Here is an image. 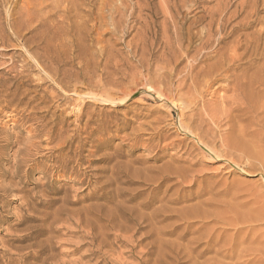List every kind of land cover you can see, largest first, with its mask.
I'll return each instance as SVG.
<instances>
[{"label": "rangeland", "instance_id": "rangeland-1", "mask_svg": "<svg viewBox=\"0 0 264 264\" xmlns=\"http://www.w3.org/2000/svg\"><path fill=\"white\" fill-rule=\"evenodd\" d=\"M35 1L0 0V264H264V250L248 251L246 227L239 235L200 218L214 208L199 203L207 194L190 192L233 174L183 127L204 110H215L214 118L229 111L234 75L262 64L246 45L262 26L264 0ZM170 168L184 170L183 181ZM235 176L259 182L258 175ZM141 203L158 215L125 223L127 207ZM221 235L245 244L223 257Z\"/></svg>", "mask_w": 264, "mask_h": 264}, {"label": "bare ground", "instance_id": "bare-ground-1", "mask_svg": "<svg viewBox=\"0 0 264 264\" xmlns=\"http://www.w3.org/2000/svg\"><path fill=\"white\" fill-rule=\"evenodd\" d=\"M32 1H35V0H32ZM41 1H43V0H41ZM40 1V2H41ZM45 1V0H44ZM51 1H53V0H51ZM51 1H49V2H51ZM74 1V0H73ZM78 1L79 0H77V3H78ZM89 2H90V0H88ZM256 1V0H255ZM38 1H35V3H37ZM60 2V1H59ZM103 2V1H102ZM138 2H140V1H138ZM144 2V1H143ZM241 2H243V1H241ZM29 3H30V1H29ZM32 3V2H31ZM41 3H44V2H41ZM62 3V2H61ZM68 3H69V1H68ZM76 3V4H77ZM87 3V2H86ZM97 3V2H96ZM104 3V2H103ZM145 3V2H144ZM170 3V2H169ZM40 4V3H39ZM75 4V5H76ZM81 4V3H80ZM79 4V5H80ZM93 4V3H92ZM100 4V3H99ZM102 4V3H101ZM135 4V3H134ZM49 5V4H48ZM55 5V4H54ZM57 5V4H56ZM71 5V4H70ZM69 5V6H70ZM72 5H74V4H72ZM83 5V4H82ZM94 6H95V4H93ZM24 6H25V4H24ZM23 6V7H24ZM32 6V5H31ZM36 6V5H35ZM38 6V5H37ZM37 6H36V8H37ZM47 5H45L44 7H46ZM65 6V5H64ZM63 6V7H64ZM101 6H104V5H101ZM145 6V8H147L148 7V5H147V7H146V4L144 5ZM14 7H15V5H14ZM30 6H28V8H29ZM33 7V6H32ZM38 7H40V6H38ZM56 7H58V5L56 6ZM62 7V8H63ZM77 7V6H76ZM93 7V6H92ZM135 7V6H134ZM26 8V7H25ZM35 8V7H34ZM33 8V9H34ZM54 8V7H53ZM71 8V7H70ZM70 8H68V10L70 9ZM74 8V7H73ZM100 8V7H99ZM105 8V7H104ZM120 8V7H119ZM13 9V8H12ZM22 9V8H21ZM27 9V8H26ZM25 9V10H26ZM30 9V8H29ZM28 9V10H29ZM55 9V8H54ZM75 9V8H74ZM102 9V8H101ZM132 9H133V7H132ZM135 9V8H134ZM149 9V8H148ZM152 9V8H151ZM11 10V9H10ZM23 10H24V8H23ZM41 10H43V9H41ZM58 10H60L59 8H58ZM57 10V11H58ZM65 10V9H64ZM76 10H78V9H76ZM89 10V9H88ZM92 10V9H91ZM90 10V11H91ZM98 10V9H97ZM144 10V9H143ZM150 10V9H149ZM252 10H253V8H252ZM12 11V10H11ZM31 11V10H30ZM38 10H36L35 12H37ZM55 11V10H54ZM62 11H63V9H62ZM99 11V10H98ZM97 11V12H98ZM153 11V10H152ZM151 11V12H152ZM251 11V10H250ZM18 12H20L21 13V11H18ZM40 12V11H39ZM65 13H66V10L64 11ZM71 12H75V10L74 11H71ZM143 12H146V11H143ZM59 13V12H58ZM70 13V12H69ZM164 13V12H163ZM26 14V13H25ZM64 14V13H63ZM97 14V16L99 15L98 13H96ZM100 14H102L101 13V11H100ZM134 14V13H133ZM147 14V13H146ZM145 14V15H146ZM167 14V13H166ZM251 14H256V9L254 8V10L251 12ZM13 15V14H12ZM23 15V14H22ZM41 15H43V14H40L39 16L41 17ZM87 15H89V11H87ZM86 15V16H87ZM151 15V14H150ZM10 16V15H9ZM20 16V15H19ZM72 16V15H71ZM83 16V15H82ZM102 16H105V15H102ZM102 16H98V17H102ZM169 16V15H168ZM256 16V15H255ZM11 17V16H10ZM49 17V16H48ZM61 17V16H60ZM65 17V16H64ZM78 17V16H77ZM88 17V16H87ZM142 17H143V15H142ZM150 17V16H149ZM21 17H19V19H20ZM26 18L27 19H30L31 17H30V15H29V12H27V14H26ZM33 18V17H32ZM37 18H38V16H37ZM45 18V17H44ZM51 18V17H50ZM59 18V17H58ZM83 18V17H82ZM90 18V17H89ZM93 18H95V17H93ZM105 18V20H106V17H104ZM103 18V19H104ZM139 18V17H138ZM144 19L146 18V17H143ZM17 19H18V16H17ZM21 19H23V17L21 18ZM65 19H67V18H65ZM64 19V21H66ZM85 19V18H84ZM96 19V18H95ZM98 19H101V18H97V20ZM148 19V18H147ZM260 18H256V19H254V20H252L250 23H249V26L252 24V23H256L258 20H259ZM34 20V19H33ZM39 20V19H38ZM37 20V21H38ZM42 20V19H41ZM40 20V21H41ZM48 20V19H47ZM71 20V19H70ZM80 20V19H79ZM83 20V19H82ZM82 20H80V21H82ZM91 20V19H90ZM146 20V19H145ZM145 20L143 21V22H145ZM44 21V20H43ZM62 21H63V19H62ZM73 21V20H72ZM104 21V20H103ZM152 21V20H151ZM172 21V20H171ZM32 22V21H31ZM48 22H50L49 20L47 21V23ZM53 22H55V21H51V23L50 24H54ZM78 22V21H77ZM88 22H89V20H88ZM94 22V21H93ZM106 22V21H105ZM148 22V21H147ZM259 22H261L262 23V26L258 29V30H256L255 31V33H258L257 34V37H254L253 36V34H252V36H253V38H251V41H250V43L249 44H247L246 45V49L247 50H249L250 51V53L254 56H259V59H262L263 60V62H262V64L260 65V67H258L257 68V70H255V68H253L255 71H253V72H249V73H247V69L245 68V69H242L241 71L242 72H240L239 74H236V75H234V78H232L233 80L232 81H234V83L232 84V85H234V88H235V93H233V94H235V95H233L232 96V100H233V98H235L234 100V102L231 100V102L234 104L233 105V107H231L230 106V100H229V103H228V105H229V107H231L230 108V110L229 111H224V114H221L222 115V118L220 119V118H218L219 116L221 117V115H219V116H215V118L214 117H212V116H210L211 115V113H213L214 114V111H210V112H205V110H204V112H202V115H203V117H207V119L209 120V122H210V124H209V122H208V124H207V122H206V124H207V128L206 129H204V127H203V124L205 123V121H204V118L202 117V115H201V120H199L198 121V123L197 124H193V122H191V121H189L188 122V125H187V123H186V125H183V127H184V131L185 130H187V132L188 133H191V135H192V137H194V139H196V143L198 144V146L201 148V149H204V152H206L207 151V153L208 154H213V153H216L217 155H218V157L219 156H223L224 158H225V160H226V163H227V165H226V167L229 169V171L230 172H232V174H233V176L231 177V179L230 180H226V178H225V180H223V181H221V183L220 184H218V185H216L217 183H219V182H217V183H213V185H211V182H210V185H208V186H206V187H201L199 184V186L201 187V188H199L198 187V190H197V192L195 191L194 193H192V192H190V196L192 197H194V196H196V197H198V198H200V196L201 195H204L205 196V194H207L208 196L207 197H205L204 199H202L201 201H199V203L200 204H205V205H209L210 206V204H211V206H213V208L215 209V211H213L214 209H212V211H211V209L209 210L210 212H202V214L201 213H199V214H201V216H200V218H202V219H204V218H212V219H210V220H212V221H215L216 223L219 221V222H221L222 223V225H227V226H231V227H233V229H234V231L235 232H233L234 234L235 233H237V234H239V233H243V231H245L246 232V234H244L243 233V235H246V237H247V234L249 233L250 234V237L249 238H246L245 237V240L247 239L248 241H246V242H248L247 243V246L249 245L250 246V248L251 249H249L248 251L249 252H251V251H257V252H254V254L255 253H260V252H262V250H264L261 246H264L263 245V241H262V238H263V233H256V231H257V229L256 228H260V227H262V225L264 224V18H262ZM24 23H25V21H21L20 22V24L21 25H19V26H23V27H25V25H24ZM41 23V22H40ZM38 24V25H36L35 27H34V29H37V26L39 27V25H41V24ZM44 23H45V21H44ZM43 23V24H44ZM64 23V22H63ZM70 23H72V22H70ZM82 23H84V21H82ZM96 23V22H95ZM94 23V24H95ZM164 23V22H163ZM80 24H81V22H80ZM102 24V20H101V23H100V25ZM108 24V23H107ZM106 24V25H107ZM113 24V23H112ZM117 23H115V25H116ZM145 24V23H144ZM148 24V23H147ZM31 25V24H30ZM48 25V24H47ZM65 25V24H64ZM63 25V26H64ZM67 25V24H66ZM88 25V24H87ZM90 25H91V23H90ZM175 25V24H174ZM27 26V25H26ZM33 26V25H32ZM42 26V25H41ZM62 26V25H61ZM99 26V25H98ZM117 26V25H116ZM177 26V25H176ZM30 27V26H29ZM28 27V28H29ZM45 26H43V28H44ZM56 27V26H55ZM58 27V26H57ZM69 27V26H68ZM72 27V26H71ZM77 27V26H76ZM87 27H89V28H92V27H90V26H87ZM96 27V26H95ZM65 28V27H64ZM63 28V29H64ZM89 28L87 29V31H89ZM101 28V26H99V28H98V30ZM25 29H27V28H25ZM30 30H31V28H29ZM28 29V30H29ZM39 29V28H38ZM51 29V28H50ZM55 29V28H54ZM54 29H53V32H54ZM69 29H71V28H69ZM77 29V28H76ZM95 29V28H94ZM113 29V28H112ZM178 29V31H179V28H177ZM19 30V29H18ZM18 30H13V31H18ZM56 30V29H55ZM61 30V29H60ZM59 30V31H60ZM65 30V29H64ZM64 30H63V32H64ZM81 30V29H80ZM83 31H85L84 29H82ZM96 30V29H95ZM94 30V31H95ZM181 30V29H180ZM33 31V30H32ZM42 32H43V30H41ZM45 31V30H44ZM46 31H47V29H46ZM50 31V30H49ZM57 31V30H56ZM70 30H68V32H69ZM73 33L75 32V31H73V30H71ZM87 31H86V33H87ZM19 32V31H18ZM36 31H34V33H35ZM68 32H67V36H68ZM81 32L82 31H80L79 33L81 34ZM90 32H92V30L90 31ZM106 32V31H105ZM33 33V32H32ZM37 33V32H36ZM47 33V32H46ZM55 33H57V32H55ZM55 33H51V34H55ZM61 33V32H60ZM100 33V32H99ZM64 34V33H63ZM62 34V35H63ZM31 35V34H30ZM48 35H50V34H48ZM250 35V34H249ZM255 35V34H254ZM262 35H263V37H262ZM17 36H19V35H17ZM35 36H39L38 35V33H37V35H35ZM42 36V35H41ZM41 36H39V37H41ZM58 36H60V35H57V37ZM64 36V35H63ZM70 36V35H69ZM82 36H84L83 34H82ZM87 36V35H86ZM183 36V35H182ZM256 36V35H255ZM33 37V36H32ZM56 37V36H55ZM54 38V37H53ZM77 38V37H76ZM83 38V37H82ZM82 38H80V39H82ZM42 39V38H41ZM43 39H44V37H43ZM46 39H48V38H46ZM66 39V37L64 38V40ZM80 39H78V41L80 40ZM176 39V38H175ZM261 39H262V41H261ZM49 40V39H48ZM48 40H46V41H48ZM69 40V39H68ZM21 41H23L24 43L25 42H27V40H21ZM43 41V40H42ZM45 41V42H46ZM51 41H53V40H51ZM71 41V40H70ZM44 42V41H43ZM42 42V43H43ZM249 42V41H248ZM48 43H50V41H48ZM76 43V42H75ZM51 44V43H50ZM49 44V45H50ZM45 45V44H44ZM68 45V44H67ZM66 45V46H67ZM77 45V44H76ZM75 45V46H76ZM23 46H25V45H23ZM43 46V45H42ZM44 47V46H43ZM75 48V47H74ZM73 49V48H72ZM78 49V48H77ZM48 50H50L49 48H48ZM69 50V49H68ZM72 51V50H71ZM74 51V50H73ZM70 52V51H69ZM48 54H49V51H48ZM30 55V54H29ZM73 55V54H72ZM73 57V56H72ZM250 64L251 63H249L248 62V66L250 67ZM252 67V66H251ZM227 68V67H226ZM237 73V72H236ZM195 75V74H194ZM193 75V76H194ZM209 74H207V75H205V76H208ZM188 76H190V75H188ZM187 75H186V77H188ZM226 76V75H225ZM233 76V75H232ZM231 76V77H232ZM195 77V76H194ZM211 77V75H209V77H208V79ZM197 79V78H196ZM196 79H193V80H196ZM216 79V78H215ZM210 80V79H209ZM206 81V80H205ZM208 81V80H207ZM206 81V82H207ZM205 83V82H204ZM232 83V82H231ZM230 83V84H231ZM208 84L206 83V86H207ZM231 86V85H230ZM232 87V86H231ZM233 88V87H232ZM228 89V88H227ZM232 91H234V90H232ZM199 92H201L200 90H199ZM161 93V92H160ZM159 93V94H160ZM199 95H200V93H198ZM130 95H128V97H129ZM201 96V95H200ZM235 96V97H234ZM92 97V96H91ZM97 97V96H96ZM97 99H99V98H97ZM100 99H101V97H100ZM122 99V98H121ZM192 99H195V98H192ZM198 99H199V97H198ZM103 100V99H102ZM104 100H106V98L104 99ZM121 101V100H120ZM192 101V100H191ZM195 100H193V102H194ZM198 101V100H197ZM204 102V101H203ZM202 102V103H203ZM194 104V103H193ZM175 107V106H174ZM205 107H208L207 105L205 106ZM202 108V107H201ZM223 110V109H222ZM228 110V109H227ZM203 111V110H202ZM208 111V110H207ZM223 113V112H222ZM180 114H182L183 115V113H180ZM212 114V115H213ZM181 115V116H182ZM205 120H206V118H205ZM201 121V122H200ZM203 121H204V123H203ZM199 122H200V124H199ZM86 123V122H85ZM182 126V125H181ZM222 126H225L224 128H222ZM222 128V129H221ZM183 129V128H182ZM60 135V134H59ZM70 136V135H69ZM68 137V136H67ZM61 140H62V138H61ZM62 145V144H61ZM202 151V150H201ZM212 151V152H211ZM222 157V158H223ZM114 166V165H113ZM172 167V166H171ZM168 168V167H167ZM187 168V167H186ZM169 169V168H168ZM168 169H167V172H169V174L170 173H172V174H175L176 175V173L175 172H178L177 170H179V167H177V170H176V168H170L171 170H169L168 171ZM182 169V168H181ZM180 169V170H181ZM161 171H162V169H161ZM164 171H166V170H164ZM182 172H184V170H181ZM178 172L177 174V177H175V178H177L178 180H179V178H180V180L181 181H183V179H184V177H185V175L182 173V172ZM187 171V170H186ZM138 172V171H137ZM226 172V171H225ZM115 173H117L116 171H115ZM134 173H136L135 171H134ZM133 173V174H134ZM185 173V172H184ZM236 173H239V174H244V175H248V176H251V174H253V175H258V177H259V182H254V183H250L249 185H245L244 184V182L242 181H240V180H242L241 178L239 179L237 176H235V174ZM113 174V173H112ZM132 174V175H133ZM165 174V173H164ZM168 174V173H167ZM114 175V174H113ZM113 175H111L112 177H110L109 179L110 180H114V179H111V178H113ZM134 175H136V174H134ZM139 175V174H138ZM137 175V176H138ZM158 175V174H157ZM160 175V174H159ZM187 175V174H186ZM172 176V175H171ZM114 177H115V175H114ZM161 177V179H163V178H168V176H164V177H162V175L160 176ZM190 177H193V183H194V180H195V178H194V176H190ZM197 177V176H196ZM154 178H156V177H154ZM220 179H221V177H220ZM170 180V179H169ZM176 180V179H175ZM187 180V179H186ZM218 180V179H217ZM222 180V179H221ZM257 180V181H258ZM189 183H190V181L191 180H187ZM181 184V183H180ZM178 188V190H179V187H177ZM166 190V189H165ZM116 193H120V192H116ZM177 194V193H176ZM121 196V195H120ZM175 196V195H174ZM189 196V197H190ZM223 197V199H220V201H219V199H216V197ZM58 200V199H57ZM119 201V200H118ZM124 201V200H123ZM121 201H119V203H120ZM198 202V201H197ZM62 203V202H61ZM126 203V202H125ZM198 203V204H199ZM63 204V203H62ZM121 204V203H120ZM125 205V204H124ZM164 205V204H163ZM196 205V204H195ZM121 206V205H120ZM143 206H144V203H141V204H139L137 207H130V208H128L127 207V210H126V212H128L129 214H126V217H125V219H124V222L125 223H127V222H131L132 220H135V221H137V220H143V221H148V220H151V219H153V218H155L154 216H156V211H157V207H156V209H154V210H152V212H150L149 214H146V213H144L143 211H142V208H143ZM208 206V207H209ZM191 207H193V206H191ZM61 208V207H60ZM124 208V207H123ZM126 208V207H125ZM182 208V207H181ZM207 208V207H206ZM97 209V208H96ZM120 209H122V207L120 208ZM161 209V208H160ZM202 209V208H201ZM59 210V209H58ZM57 210V211H58ZM76 210V209H75ZM115 210H116V216L119 218V217H121L122 218V216H123V211L121 210H119L118 209V206H117V209L115 208ZM124 210V209H123ZM162 210V209H161ZM164 211H165V209H163ZM173 210V209H172ZM176 210H178V209H175V211ZM195 210H196V208H195ZM92 211V210H91ZM109 211V210H108ZM113 211V210H112ZM168 211V210H167ZM170 211V210H169ZM168 211V212H169ZM192 211V210H191ZM190 211V212H191ZM197 211V210H196ZM205 211H207V209H205ZM77 212V211H76ZM100 212V211H99ZM115 212V211H114ZM120 212V214H118ZM179 212V214H180V211H178ZM55 213V212H54ZM79 213V212H78ZM81 213V212H80ZM171 213V212H170ZM173 213V212H172ZM194 213V212H193ZM77 214V213H76ZM109 214V213H108ZM122 214V215H121ZM133 214H135L134 216H133ZM164 214V213H163ZM189 214V213H188ZM110 215V214H109ZM125 215V214H124ZM158 215V214H157ZM88 216V215H87ZM103 216V215H102ZM105 216V215H104ZM115 216V217H116ZM181 216H182V214H181ZM183 216H184V214H183ZM181 217V218H186V219H188L186 216H184V217ZM196 216H197V214H196ZM116 217V218H117ZM168 216H165V218H167ZM195 217V216H194ZM96 218V217H95ZM98 218V217H97ZM110 218V217H109ZM120 218V219H121ZM173 218V217H172ZM184 218V219H185ZM191 217L189 216V219H190ZM104 219H105V217H104ZM112 219V218H111ZM161 219V218H160ZM178 219H180V217L178 218ZM183 219V220H184ZM192 219V218H191ZM79 220V219H78ZM92 220H94V219H92ZM96 220V219H95ZM99 220V219H98ZM156 220V219H155ZM165 220V219H164ZM205 220H207V219H205ZM209 220V219H208ZM97 221V220H96ZM110 221V220H109ZM108 221V222H109ZM123 221V220H122ZM159 221V220H158ZM187 221V220H186ZM79 222V221H78ZM123 223V222H122ZM155 223V222H154ZM213 223V222H212ZM156 224V223H155ZM108 225V224H107ZM191 225V224H190ZM100 226H102V225H99V228H100ZM172 226V225H171ZM189 226V225H188ZM226 226V227H227ZM104 227V226H103ZM162 227V226H161ZM224 227V226H223ZM244 227H246V230H243V229H245ZM248 227V228H247ZM154 229V228H153ZM168 229V228H167ZM253 229H254V231H253ZM255 229H256V231H255ZM264 229V228H263ZM210 230H212V228L210 229ZM243 230V231H242ZM183 231V230H182ZM220 231H222V230H220ZM247 231H248V233H247ZM225 232H226V230H225ZM225 232L223 233V234H225ZM217 233H221V232H217ZM231 233V232H230ZM232 233V234H233ZM212 234V233H211ZM215 234V233H214ZM214 234H212L213 236L212 237H214ZM231 234V235H232ZM252 234V235H251ZM228 235H230V234H228ZM240 235V234H239ZM34 236V235H33ZM36 236H38V235H36ZM210 236V235H209ZM208 236V237H209ZM215 236H218V235H215ZM220 236V235H219ZM218 236V237H219ZM224 239L225 238H228V237H224L223 235H221ZM233 236H235V235H233ZM238 236V235H237ZM237 236H235V237H237ZM242 236V235H241ZM204 237V236H203ZM231 237V236H230ZM239 237V236H238ZM198 238H201V237H198ZM205 238H206V235H205ZM215 238V237H214ZM221 238V237H220ZM241 238V237H240ZM211 237L210 238H207V240H206V246L205 245H203V246H205V248H204V250L205 251H207V250H209L208 249V246L210 245V241H211ZM217 239V238H216ZM223 239V240H224ZM230 239V238H229ZM239 239V238H238ZM237 239V240H238ZM204 240V239H203ZM213 240V239H212ZM217 240H219V238L217 239ZM233 239L231 238V241H229V243H227V242H225L226 241V239L223 241V244L222 243H220V244H222V245H220L219 247H221V246H225L224 248H226L225 250H223V249H219L218 247V249L221 251V250H223V251H221V252H219L223 257H226L227 258V256H230L231 258H232V256H234V255H232L235 251H237V248H238V246H241V244L242 243H244L245 241H244V239L242 240V238H241V240H242V242H236V241H232ZM220 241V240H219ZM45 242V241H44ZM200 242V241H199ZM204 242V241H203ZM213 242H214V240H213ZM215 242H216V240H215ZM225 242V243H224ZM46 243V242H45ZM219 243V242H218ZM211 244H212V242H211ZM225 244H227V245H225ZM245 244V243H244ZM214 245V244H213ZM261 245V246H260ZM161 246V245H160ZM199 246V245H198ZM217 246V245H216ZM247 246H246V248H247ZM223 247H221V248H223ZM210 248V247H209ZM213 248H215L214 246H213ZM216 248V249H217ZM249 248V247H248ZM247 248V249H248ZM203 249V248H202ZM215 249V250H216ZM242 250H243V248H241ZM212 250V249H211ZM218 251V250H217ZM239 251V250H238ZM245 251V250H244ZM202 252H203V250H202ZM210 252V251H209ZM214 252V251H213ZM216 252V251H215ZM240 252H242V251H240ZM249 252H247V253H249ZM216 253H218V252H216ZM218 253V254H219ZM236 253V252H235ZM234 253V254H235ZM247 253L245 252V254L247 255ZM197 254H199V253H197ZM201 254V253H200ZM219 254V255H220ZM244 254L243 252L242 253H239V255H240V259H241V261L243 260L242 258H241V256ZM261 254V253H260ZM238 255V256H239ZM245 255V256H246ZM249 255V254H248ZM247 255V256H248ZM263 255V254H262ZM261 255V256H262ZM222 256H220V259H221V257ZM251 257H252V255H250ZM249 256V257H250ZM256 256H260V255H256ZM260 256V257H261ZM264 256V255H263ZM262 256V257H263ZM217 257V256H216ZM250 257V258H251ZM207 258V257H206ZM213 258H215V257H213ZM218 258V257H217ZM216 258V259H217ZM252 258H255V256L254 257H252ZM196 259V258H195ZM208 259V258H207ZM212 258H210V260H211ZM216 259H214V260H216ZM220 259L219 260H217V261H220ZM234 259V258H233ZM232 259V260H233ZM239 259V258H238ZM237 259V260H238ZM259 259H261L262 260V258H258L257 260H259ZM214 260H212L213 262H214ZM224 260V259H223ZM223 260L221 259V261L223 262ZM231 260V261H232ZM236 259H235V261H237ZM244 260H245V257H244ZM249 260V259H248ZM247 259H246V261H248ZM251 260V259H250ZM255 260H256V258H255ZM254 260V261H255ZM220 261V262H221ZM225 261V260H224ZM240 261V262H241ZM212 262V263H213ZM216 262V261H215ZM226 263H228V264H231V263H229V261H225ZM248 262H251V261H248ZM259 262V261H258ZM204 263V262H203ZM224 263V262H223ZM233 263V262H232ZM235 263H239V262H235ZM207 264V263H206ZM213 264H215V263H213ZM218 264V263H217ZM219 264H221V263H219ZM242 264V263H241ZM244 264H246V263H244ZM252 264H254V262H252Z\"/></svg>", "mask_w": 264, "mask_h": 264}]
</instances>
